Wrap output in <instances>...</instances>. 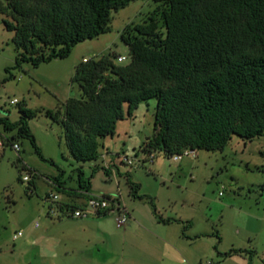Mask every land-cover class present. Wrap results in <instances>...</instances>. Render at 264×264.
<instances>
[{
	"label": "rangeland",
	"instance_id": "rangeland-1",
	"mask_svg": "<svg viewBox=\"0 0 264 264\" xmlns=\"http://www.w3.org/2000/svg\"><path fill=\"white\" fill-rule=\"evenodd\" d=\"M155 7L153 0H133L113 10L109 31L37 67L15 66L13 32L0 15V115L14 122L19 104L36 110L28 125L47 159L37 155L29 139L0 125V264H264V133L252 140L232 135L223 150H196L180 160L154 152L150 160L141 149L153 132L156 100L150 99L131 118L118 121L114 137L100 140L97 160L81 163L69 154L61 126L45 114L56 109L62 114L69 97H80L71 78L84 58L115 54L125 57L114 59L116 64L128 63L120 34ZM14 98L17 103H11ZM121 154L140 163L128 165ZM104 158L115 177L105 173ZM78 167L90 177V191L121 195L133 223L116 227L113 211L85 218L47 214L50 202L44 196L57 192L56 179L74 185ZM30 170L36 172L34 186L18 180ZM126 173L139 185L141 198L129 194ZM17 232L21 235L14 239ZM157 238L161 245L153 241Z\"/></svg>",
	"mask_w": 264,
	"mask_h": 264
},
{
	"label": "trees",
	"instance_id": "trees-1",
	"mask_svg": "<svg viewBox=\"0 0 264 264\" xmlns=\"http://www.w3.org/2000/svg\"><path fill=\"white\" fill-rule=\"evenodd\" d=\"M131 1L0 0L2 23L13 32L15 66L29 62L37 67L67 57L76 44L109 31L112 11ZM153 1L156 7L147 18L120 34L129 62L116 64L115 54L82 60L71 78L80 97H69L62 114L59 109L45 112L61 126L77 162L97 160L100 140L114 137L118 121L131 118L150 99L156 100L153 132L141 148L148 155L223 150L232 135L252 140L264 133V0ZM18 110V120L0 115V125L29 139L47 160L28 125L37 111L24 103ZM75 173L76 188L56 179L57 192L90 197V177L80 167ZM125 177L129 194L141 198L139 185L129 173Z\"/></svg>",
	"mask_w": 264,
	"mask_h": 264
},
{
	"label": "built area",
	"instance_id": "built-area-1",
	"mask_svg": "<svg viewBox=\"0 0 264 264\" xmlns=\"http://www.w3.org/2000/svg\"><path fill=\"white\" fill-rule=\"evenodd\" d=\"M118 61L125 60L124 56H118ZM86 61V58L83 59ZM11 103H17V99H12ZM3 142L0 140V145ZM11 146L15 149H19L18 143H12ZM194 150L185 149L179 154L173 155L171 158L173 160H180L184 156L195 155ZM105 157V156H103ZM121 161L128 164L134 165L140 163L135 157H130L125 154H121ZM150 160L154 159V154L149 155ZM104 167L110 170V174L114 177L116 176V171L113 167L109 166V163L106 162L105 158L103 159ZM35 172L33 170L28 171L27 174L23 175V181H29L33 177ZM45 201H49V208L47 214L50 216H55L56 218L70 217V218H85V217H98L104 213L115 212V224L116 227L120 228L124 226L128 219L130 218V213L126 208L123 199L120 194H117L113 197H106L104 195H90L88 198L80 197L76 200L70 197H66L58 192H49L44 196ZM37 226V223L35 224ZM21 232H17L14 235V239L19 237ZM205 264H211L207 262Z\"/></svg>",
	"mask_w": 264,
	"mask_h": 264
},
{
	"label": "crops",
	"instance_id": "crops-1",
	"mask_svg": "<svg viewBox=\"0 0 264 264\" xmlns=\"http://www.w3.org/2000/svg\"><path fill=\"white\" fill-rule=\"evenodd\" d=\"M102 155H103V154H102ZM102 155H101V156H102ZM66 185L69 186V187H73V188H76V186H77L76 182L74 183V185H68V184H66ZM90 194H91V195H98L97 193H94L93 191H90ZM103 194H107V193H103ZM104 196H108V195H104ZM68 197L73 198V199H75V200H76L77 198H78V199L80 198V197H78V196H68ZM130 218H131V214H130ZM129 223H133V220H131V219L128 220V221H127V224H129ZM153 241L156 242L155 244H157V246L162 244V243L159 242V241H162V242H163V240H162V239L160 240V238H157V240H153ZM164 241H165V239H164ZM159 243H160V244H159ZM162 248H163V246H162ZM162 248H161L160 252H162V250H163Z\"/></svg>",
	"mask_w": 264,
	"mask_h": 264
}]
</instances>
